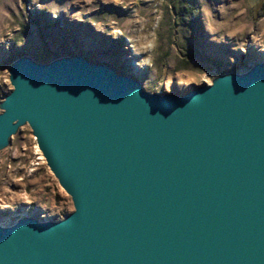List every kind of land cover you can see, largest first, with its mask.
<instances>
[{"label":"water","instance_id":"obj_1","mask_svg":"<svg viewBox=\"0 0 264 264\" xmlns=\"http://www.w3.org/2000/svg\"><path fill=\"white\" fill-rule=\"evenodd\" d=\"M8 72L0 150L29 124L74 211L0 223V264H264V60L184 93L84 53Z\"/></svg>","mask_w":264,"mask_h":264},{"label":"rangeland","instance_id":"obj_2","mask_svg":"<svg viewBox=\"0 0 264 264\" xmlns=\"http://www.w3.org/2000/svg\"><path fill=\"white\" fill-rule=\"evenodd\" d=\"M264 0H0V102L8 68L84 53L150 92H182L264 60ZM1 111V109H0ZM29 124L0 150V223L58 221L74 211Z\"/></svg>","mask_w":264,"mask_h":264},{"label":"trees","instance_id":"obj_3","mask_svg":"<svg viewBox=\"0 0 264 264\" xmlns=\"http://www.w3.org/2000/svg\"><path fill=\"white\" fill-rule=\"evenodd\" d=\"M262 7L261 8H263L264 9V3H262V5H261Z\"/></svg>","mask_w":264,"mask_h":264}]
</instances>
